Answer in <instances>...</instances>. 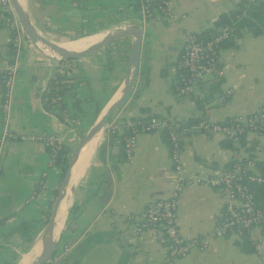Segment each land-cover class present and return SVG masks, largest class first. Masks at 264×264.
Masks as SVG:
<instances>
[{"label":"crops","instance_id":"0c3cea01","mask_svg":"<svg viewBox=\"0 0 264 264\" xmlns=\"http://www.w3.org/2000/svg\"><path fill=\"white\" fill-rule=\"evenodd\" d=\"M239 1L172 0L175 11L182 17L144 26L138 21L139 12L133 0H81L78 4L72 0H31V5L26 0L25 7L37 27L50 38H76L109 30L126 21L142 26L138 89L118 108L121 121L147 120L150 116L185 121L203 115L212 121H222L250 113L264 103V33L241 31L229 44L222 45L218 51L219 72L206 75L190 97H180L175 92L177 64L186 33L211 27L221 12L233 9ZM10 36L9 27L0 24V65L13 56ZM133 40V36H125L76 60L68 79L74 95L65 97L66 108L80 118V125L75 127L46 112L40 97L58 61L42 57L40 48L25 36L9 130L54 134L62 144L72 147L121 85ZM227 89L232 93L221 102ZM76 100L78 103L74 105ZM2 125L0 119V134ZM117 135L102 134L89 166L74 187L73 204L58 241V245L71 244L64 264L259 262L258 254L240 248L237 242L242 238L233 235L210 238L207 247H193L175 258L168 257L153 230L147 229L138 238L128 216L139 215L149 201L167 196L176 173L168 139L160 132L139 133L130 160L125 159L122 137ZM235 155L264 159V133H247L237 142L216 133H191L181 149L185 174L221 171ZM42 177L46 187L39 183ZM60 182L61 167L49 163V154L42 143L30 140L4 143L0 158V264H18L23 254L36 244V233L45 226L43 211ZM251 186L257 203L263 205L264 186L254 183ZM222 210L223 198L218 188L187 184L178 201L177 223L182 235L209 237ZM25 221L31 222L29 229L12 230ZM254 235L264 249V234L255 228Z\"/></svg>","mask_w":264,"mask_h":264},{"label":"built area","instance_id":"2783aa9c","mask_svg":"<svg viewBox=\"0 0 264 264\" xmlns=\"http://www.w3.org/2000/svg\"><path fill=\"white\" fill-rule=\"evenodd\" d=\"M137 2L138 21L142 26L153 21H170L182 17L175 11L172 0H137ZM0 24L9 27L10 42L14 50L12 58L0 65V119L3 121L0 134V158L4 143L8 140H30L42 143L49 154V163L57 164L56 156L62 145L57 136L48 133H15L9 130L13 91L26 36L10 0H0ZM125 24H134V22L126 21ZM231 35L229 27L221 28L219 33L209 40L200 39L196 32L186 33L182 54L177 64L175 92L178 96L190 97L206 75L219 72V43L230 38ZM77 59L57 60L56 69L70 76L76 67ZM136 81L137 78L128 96L134 95L137 91ZM47 87L48 85L43 92L47 90ZM231 93L232 90L227 89L221 97V102L226 101ZM42 94L40 98L46 112L55 114L70 126L80 125V118L62 107L60 97L45 100ZM128 99L127 97L126 100ZM124 125L129 131L122 137L125 159H132L139 133L165 130L169 142V155L176 173L173 186L167 196L149 201L139 215L128 216L138 238H141L147 229L153 230L157 242L166 248L168 257L175 258L187 254L193 247L201 249L207 247L210 238L224 235L242 238V235L246 233L253 243L254 251L259 256L257 264H264L262 242L254 235L255 228H259L264 234V204L257 203L250 187L251 183L264 184V159L235 155L225 169L208 174H185L181 160L182 144L191 133H216L236 142L247 133L263 134L264 103L247 114L230 116L222 121H212L204 116L191 125H180L176 121L160 119L156 116H150L147 120L121 121L118 109L106 122L104 134L110 136L119 131L124 132ZM39 183L42 187H46L43 177ZM190 183L206 184L221 191L223 210L217 215L209 237L198 235L184 237L179 229L177 223L179 196L183 188ZM70 247L69 243L57 244L43 264H64L63 260Z\"/></svg>","mask_w":264,"mask_h":264},{"label":"water","instance_id":"95a60500","mask_svg":"<svg viewBox=\"0 0 264 264\" xmlns=\"http://www.w3.org/2000/svg\"><path fill=\"white\" fill-rule=\"evenodd\" d=\"M10 2L14 9L15 14L17 15L19 19V22L23 30L25 31L27 38L35 46L39 48L45 47V48H49V49L55 50L58 53H60L62 57L59 60L77 59V58L83 57L125 36H133L134 38L131 44V47H130L128 58H127V67H126L124 79L121 85L119 86V88L117 89L116 93L114 94L115 96L117 94L116 98H114V100H113V97L115 96L111 98V100L107 104V106L108 105L109 106L106 109V111L103 112V110L105 109L104 108L99 113L95 122L80 137V139L78 140V142L75 144L74 147L66 145V149L69 152V156L67 158L66 168H65L63 177L61 178L59 187H58V193L55 197L49 220L46 223V225L43 227L44 233L41 237L42 255L38 259L29 263V264H43L47 260L48 256L55 250L58 244V241L61 237L62 230L64 228L68 213L73 204L74 187H71L70 195H69L70 202L67 207L65 218H64V221H63V224H62V227L59 233L55 236L52 231L53 227H51L48 231H46V228L48 227L50 220L55 217L60 201L67 194L73 165L75 164L78 158L80 149L83 147V145L86 142H89L98 133L100 132H102V134L104 133V126L106 122L108 121L110 116L114 113V111L117 110L122 105V103L126 100L137 78L138 70H139L140 48H141L143 28L141 25H138V24L122 23L113 28H110L109 32L106 35H104L98 42L88 46L87 48H84L83 50H79V51L68 50L67 48L62 46L59 41L51 39L50 37H47L37 27L33 19L30 17L29 13L27 12V9L23 2H20L19 0H10ZM74 39H71V40H74Z\"/></svg>","mask_w":264,"mask_h":264},{"label":"trees","instance_id":"16d2710c","mask_svg":"<svg viewBox=\"0 0 264 264\" xmlns=\"http://www.w3.org/2000/svg\"><path fill=\"white\" fill-rule=\"evenodd\" d=\"M77 2L81 0H72ZM133 6L135 9L138 10V2L137 0H133ZM223 27H229L231 29V37L222 40L219 43V48L222 45H227L232 41V38L235 36H239L241 34V31L250 32L253 35H259L264 33V0H240L238 4L231 10L226 12H221L217 19L214 21L213 25L211 27L205 28L200 32H196L200 39L202 40H209L216 36L219 33V30ZM69 76H66V74L59 72L57 69H55L52 73V76L48 80V87L47 90L43 92L42 97L45 100H48L52 97H60L62 107L66 108V102L65 97L66 96H73L74 91L72 90L73 87L68 82ZM78 101L76 100L74 102V105H76ZM199 109L202 108V105L198 104ZM203 116H200V118L194 119V118H188L185 121H176L180 125H191L201 118ZM124 132L121 134L114 133L110 136L115 137L116 135L119 137H123V135L128 134V128H126V125H124ZM160 133L167 138V133L165 130L160 131ZM67 149L66 145L62 144L59 148V151L56 156V163L61 167V178L63 177L66 164H67ZM123 153V152H122ZM124 155V154H123ZM253 183H251L252 185ZM255 184V183H254ZM250 185L251 189L252 186ZM260 186H264V184H257ZM59 187V186H58ZM58 187L54 188L52 190V195L48 199L47 207L43 211L44 212V218L43 223L48 222L52 206L55 200V197L58 193ZM254 192V191H253ZM255 194V193H254ZM31 227V222L25 221L22 224H20L17 227H14L13 231H25L26 229H29ZM32 240V236H28ZM40 236H38L37 240ZM36 240V241H37ZM237 244L240 248L243 250H254L253 243L248 238V235L244 233L242 235L241 241H238ZM9 264V263H6ZM121 264V263H119Z\"/></svg>","mask_w":264,"mask_h":264},{"label":"bare ground","instance_id":"6f19581e","mask_svg":"<svg viewBox=\"0 0 264 264\" xmlns=\"http://www.w3.org/2000/svg\"><path fill=\"white\" fill-rule=\"evenodd\" d=\"M19 1L25 3L24 2L25 0H19ZM108 32H109V30H100V31L93 32L91 34L76 38L74 40H69L66 42H60V44L62 46H64L65 48H67L68 50L79 51V50H83L84 48H87L88 46L98 42ZM40 50L42 51V53L46 57L53 59V60H59L62 57L60 53H58L55 50L49 49V48L41 47ZM116 96H117V94H116ZM116 96L113 97V100H114V98H116ZM108 106L105 107L103 112L106 111ZM101 136H102V132L98 133L89 142H86L79 151L78 158H77L75 164L73 165L72 174H71V178L69 181V188L67 190V194L60 201V204H59V207H58L57 212L55 214V217L50 220V223H49L48 227L46 228V231H48L51 227H53L52 231H53V234L55 236L59 233V231L62 227L64 218H65V213H66L67 207H68L69 202H70V197H69L70 188L75 187L77 182L79 181V179L84 175L86 168H87V166H89V163L91 161L93 153L97 147V144L101 139ZM42 233H44V231ZM42 233H41L38 240H37L38 237L36 238V240H37L36 244H34V246L30 250L26 251L23 254V256H22L20 262H18V264H29L32 261L41 257V255H42L41 237L43 235Z\"/></svg>","mask_w":264,"mask_h":264},{"label":"rangeland","instance_id":"374dc122","mask_svg":"<svg viewBox=\"0 0 264 264\" xmlns=\"http://www.w3.org/2000/svg\"><path fill=\"white\" fill-rule=\"evenodd\" d=\"M29 1V4L31 5V0H28ZM25 3H26V0L24 1ZM25 5H27V3L25 4ZM89 34H91V33H89ZM86 35H88V34H86ZM83 36H85V35H83ZM80 37H82V36H80ZM75 38V37H74ZM74 38H72V37H70V36H66V37H64V36H62V37H59V38H51V39H54V40H57V41H59V42H66V41H69V40H71V39H74ZM76 38H79V37H76ZM75 38V39H76ZM39 53H40V55L43 57H45V55L42 53V51L39 49ZM75 146V144L72 146V147H74ZM43 232V229L41 230L40 229V231H38L37 233H36V236H35V239L38 237V236H40L41 235V233ZM43 234V233H42Z\"/></svg>","mask_w":264,"mask_h":264}]
</instances>
